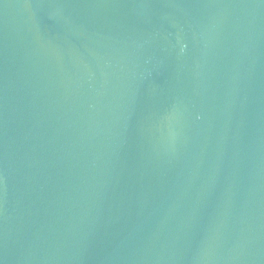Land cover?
Instances as JSON below:
<instances>
[{
  "label": "water",
  "instance_id": "water-1",
  "mask_svg": "<svg viewBox=\"0 0 264 264\" xmlns=\"http://www.w3.org/2000/svg\"><path fill=\"white\" fill-rule=\"evenodd\" d=\"M0 264H264V0H0Z\"/></svg>",
  "mask_w": 264,
  "mask_h": 264
}]
</instances>
